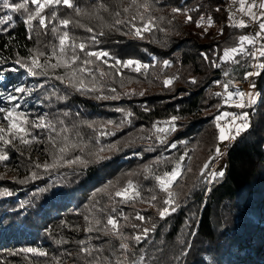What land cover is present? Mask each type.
I'll return each instance as SVG.
<instances>
[{"label": "trees", "instance_id": "trees-1", "mask_svg": "<svg viewBox=\"0 0 264 264\" xmlns=\"http://www.w3.org/2000/svg\"><path fill=\"white\" fill-rule=\"evenodd\" d=\"M19 2L22 0H10V3ZM73 2L89 15L77 17L72 9L64 6H58L57 13L61 18L71 17L78 22L69 25L67 30L71 36L78 38V43L90 44L88 50H106L112 57L121 60L133 58L150 65L154 63L152 57H156L159 61L169 60L171 67L163 71L159 65L150 67L146 75L124 69L121 76L110 78L117 81L110 85L116 87L117 92L107 94L117 95L118 99L97 100L92 94L81 95L68 87L67 82L55 79L56 75L64 74L63 67L48 69V75L29 76L13 63L17 53L27 57L29 48H40L51 55V46L58 45V39L51 33V25L46 31L40 30V35L28 39L23 10L12 12L11 9H0V17H13L3 26L9 31L0 32V59L6 60L2 68L18 69L16 72H3L6 86L20 85L33 89L31 94H21L22 98L18 101L22 105L20 110L27 113L30 120L46 115L47 120L57 124V128L66 126L72 129L68 135L73 140V132L78 131L93 151L100 147L105 149L99 153L102 159L89 163L87 167H62L51 175L43 174V179L19 184L16 181L29 176L31 171H41L35 169L34 162H51L50 133L32 129L29 125L28 130L39 137V143L24 145L19 139L9 145L0 142V149L9 157L0 162V190L14 193L10 197L0 196V264H55L56 259L60 264H85L79 256L77 241L80 240L99 248L101 251L96 254L114 260L111 250L120 241L101 232H87L89 221L85 217H95L106 224L107 216L112 215L123 226L124 234L132 236L138 231L132 225L140 224L135 219L137 214L147 218L141 227L150 226L152 221L156 224V231L150 234L148 240L133 245L137 256H145V264H264V69L260 70L261 75L245 80L244 71L253 69L235 66L236 81H245L248 86L255 84L258 100L244 109L235 106L222 109L248 112L250 126L236 139L225 143L220 154L216 155L215 149L220 147V141L213 118L221 100L212 93L221 92L223 88L213 84V81L226 79L221 70L213 69L200 55L205 52L210 59L215 57L218 60L224 48L235 46L239 36L249 33L250 26H229L228 6L231 0H154L157 10L152 14L172 20V24L162 25L169 30L167 34L156 31L153 37L146 33V38L141 40L108 28L106 25L112 22V17L98 10L103 4L114 12L127 6L128 0H123L119 7L118 0ZM29 7L33 6L29 4ZM172 7H198L199 11L191 12L193 22L186 24L183 13L172 14ZM217 8L220 11H216ZM200 15L212 16L215 23L211 27L205 24L197 28L195 20ZM34 23L38 24V21ZM79 24L93 27L97 32L102 30L105 35L98 36L97 43L91 44L88 39L91 34ZM102 24L105 27L101 28ZM221 29L223 35L220 34ZM77 52L84 57L79 49ZM38 59L43 64L46 57ZM249 59L244 58V61ZM55 62L54 58L49 61ZM259 62H264V58ZM233 67L231 64L221 65L222 69ZM101 68L109 71L107 65L102 64ZM168 77L177 78L165 88L163 79ZM121 78L123 87L119 83ZM193 78L197 84L189 83ZM59 96H67V99L59 100ZM117 108L133 113L119 130L115 125L124 119V113L117 112ZM65 112L69 115L64 116ZM172 116L179 117L175 122L177 131L167 136L165 145H160L154 136L146 138L149 135L147 131H139L151 129L154 122L167 121ZM60 120L64 121L63 125H60ZM108 120L114 123L105 127L103 122ZM91 121L97 122L96 131L85 123ZM109 130L115 134L100 136L99 144H96L98 133ZM173 142L177 143V149L168 151V144ZM110 145L115 148L109 150ZM150 145L154 150L146 151ZM185 153L183 176L172 189L180 207L161 220L158 212L164 207L162 201L166 194L159 191L153 179L146 180L140 170L143 165L151 164L161 156L174 162ZM70 154L82 155L78 148L71 150ZM209 158H212V163L205 171L223 172V176L210 180L208 175H201ZM169 160L154 165V170L161 173L170 170L173 163ZM128 173L138 174L128 176ZM129 179L140 186L141 196L145 199L117 203V212H111L107 194L97 190L110 185V182L118 189ZM39 188H45V191L38 193ZM149 189L158 197L152 205L147 202L152 194ZM107 191L114 189L110 186ZM94 193L95 200L100 202L96 208L92 207ZM116 199L119 201L120 198ZM101 207L105 209L103 212L98 210ZM124 216L128 219L125 220ZM29 247L47 255L36 256L21 251Z\"/></svg>", "mask_w": 264, "mask_h": 264}, {"label": "snow or ice", "instance_id": "snow-or-ice-1", "mask_svg": "<svg viewBox=\"0 0 264 264\" xmlns=\"http://www.w3.org/2000/svg\"><path fill=\"white\" fill-rule=\"evenodd\" d=\"M123 3V0H118L117 7ZM31 4L33 7H29ZM238 5L233 11L228 13V21L230 27L247 28L248 24L245 23L243 19H237V13L242 14L247 17L250 21L258 23L259 31L255 33V36L241 35L235 46L226 47L223 49L222 55L219 56L218 60L214 58H209L208 54L201 52L203 59L210 64L213 69H219L222 72L223 77L226 80H215L213 84L223 88V92L212 93L215 97L220 98L221 103H219L217 108V114L214 116L215 128L218 130L217 139L223 142L228 139H236L242 132L247 130L250 126L249 113L248 112H229L222 110L226 107H233L244 109L251 107L256 103V97L252 91L247 93L240 91L234 87L236 79L234 72L236 71L235 66L239 65L240 68H252L253 70H245L243 78L245 80L253 76L261 75V69H264V62H259L261 58H264V44L259 43L260 40H264V0H231V5ZM58 6H64L68 9H72L77 17L88 16L89 13L85 12L83 9L77 7L73 0H22L19 3H10V0H0V9L7 10L11 9L12 12H17L23 10L26 14L24 19V24L26 30L28 31V39H32L33 35H40V30H48L49 25H51V33L58 39V45H52L50 52L51 55L40 48H29V55L27 57H21L17 53L16 59L13 61L15 65L19 68L24 69L29 76L37 75H48V69L55 70L56 68L63 67L65 72L63 75H56L55 79L59 80L61 83L67 82V86L78 92L81 95H94L97 100H108V99H118L117 95H108L107 93L115 94L117 92L116 87L110 86L113 83H117L114 79H110L114 76H121L124 69H128L136 72L138 75H146L150 67L154 68L156 66H161V71L164 68L171 67V62L169 60L159 61L156 57H152L154 61L153 64L144 63L140 60L128 58L121 60L119 58L112 57V55L106 50H88L90 44L86 42H77L78 38L70 35L69 25L78 24L71 17L61 18L58 16L57 9ZM255 9V10H254ZM46 10H49L46 12ZM103 12L109 13L112 17V22L106 25L108 28H114L116 31H120L122 35H128L137 39H145V34H152L153 37L156 31L167 34L169 31L162 25L164 23L172 24V20H166L164 16H154L152 13L156 11V3L154 0H128L127 6L120 8V10L111 12L109 9L101 4L99 9ZM193 11H199V8L193 9H181L179 7H172V14H181L185 16V23H192L193 16L190 14ZM216 11H220L219 8ZM95 15V13H93ZM13 20L12 15H4L0 17V32H8L9 28L3 27L5 24ZM34 21H38L35 24ZM215 23L212 16L205 17L200 15L198 19L195 20L197 28L204 26L211 27ZM11 26V25H10ZM80 27H85L86 31L91 34L88 38L91 44L97 43V37L103 36L105 33L101 30L97 32L93 27H86L85 25L79 24ZM105 25H101V28ZM223 35V29L220 32ZM10 39H12L10 37ZM247 45H258L254 50H248ZM79 49L80 53H84L82 58L77 52ZM39 57H46L43 64L39 62ZM241 57V59H237ZM55 59V63H49L51 59ZM94 58V59H93ZM244 58H250L244 61ZM111 61V62H110ZM244 61V62H242ZM256 62V63H252ZM6 63V60L0 59V64ZM107 65L109 71H105L101 68V65ZM222 64H231L233 68L222 69ZM40 69L39 72L36 70ZM18 69L15 67L2 69L0 68V76L3 75L4 71L16 72ZM177 77H168L163 79V86L168 88L173 84V81ZM121 87L124 86L123 78L119 81ZM191 84H197L196 79H191L189 81ZM250 88L254 89L255 84L250 85ZM33 89L26 88L20 85H12L10 88L0 89V101L6 102L8 106H0V113L3 114L0 120L7 121V128L0 126V142L4 145L12 144L13 141L19 139L21 144L31 145L33 143H39L40 139L38 136L33 135L29 130L30 125L32 129L45 130L50 133L48 142L52 145V149L49 151V156L51 162H44L43 164L34 162V167L41 171H31L29 176H26L22 180L16 181L19 184H26L30 181H35L38 179H43V174L51 175L54 171H58L62 167L74 168L87 167L89 163L98 162L102 157L99 153L103 152L105 149L100 147L93 151L89 147V144L85 142L84 138L80 136L78 131L73 132L75 140L68 133L72 132L66 126L57 128V124L53 121H49L46 115L40 116L37 120H30L28 114L20 110L22 105L18 102L22 97L21 94H31ZM99 93V94H97ZM134 93H125V95H132ZM143 95V93H140ZM59 100L67 99V96L57 97ZM117 112L124 113V119L115 125L117 130L121 129L125 123L128 122V118L133 116L132 112H126L124 109L117 108ZM67 112L64 116H68ZM179 119L178 116H172L167 121H157L152 124L151 129H140V132H148V137L152 136L158 141L160 145L167 144V136L170 133L177 131L176 121ZM60 125L64 124L63 120L59 121ZM89 128L96 131L97 122H85ZM104 126L113 125V121L108 120L103 122ZM235 135H232V133ZM54 133L55 135H51ZM9 134L10 137L9 138ZM114 131L99 132L95 138V143L99 144V137L105 135H114ZM30 137V138H29ZM91 139V138H89ZM180 143H185L181 141ZM178 145L176 142L168 144L167 150L171 151L177 149ZM78 148L82 155L72 156L70 154L71 150ZM114 145L109 146V150H113ZM154 148L150 145L146 151H153ZM216 155L220 154V149H215ZM88 157H93L94 159H88ZM187 157V154L179 156L175 161L169 160L167 157H159L151 162V164H145L141 168V173L144 174V178L147 180L149 178L155 181L156 187L159 191L165 193V198H163L162 209L159 210L158 215L161 220L170 216L172 213L176 212L180 204L176 201V193L172 190L173 186L177 183L180 177L183 176V163ZM8 155L0 149V162L8 160ZM165 160H169L173 163L170 170L164 172L155 171L153 166L160 165ZM212 163V158L203 165L201 170V175H208L210 180L215 179L217 176H223V172H206ZM138 173H128V176L137 175ZM112 187L114 191L108 192V188ZM45 191V188L37 189L38 193ZM142 189L140 186L133 184L132 180L129 179L126 185L116 188L115 185H106L104 188L98 189V193H105L108 196V200L111 205V212L116 213L117 208L115 205L117 203L126 204L136 199H145L141 196ZM152 192L151 189H149ZM14 193L7 189L0 190V196H12ZM35 195V193H34ZM96 193L93 194L94 203L93 208L99 205V201L95 200ZM116 198H120L117 201ZM158 200L155 192L147 198V202L152 205L153 202ZM103 212L105 209L101 207L98 209ZM123 216V213H119ZM89 221V227L86 229L87 232H101L104 235L114 236L119 240L118 246L112 248V256L114 260H109L103 258L100 253L99 248L91 246L88 241L80 240L77 243L80 245L79 256L85 261V264H145L144 255H136L133 245H139L143 241L149 239L151 233L156 231V224L154 221L150 223V226L141 227L147 218L143 215L137 214L135 219L140 221V224H133L132 227L138 231L132 236L124 234L122 231L123 226L119 225L118 219L112 215H108L106 218V224H103L101 220L93 217L89 219L88 216L85 217ZM127 220L128 217L124 216ZM129 241L132 243L130 244ZM62 243H67V241H61ZM163 244V241L160 242ZM21 251L25 253H32L36 256H46L47 254L43 251H38L34 248H25ZM55 264H60L59 259L55 260Z\"/></svg>", "mask_w": 264, "mask_h": 264}, {"label": "rangeland", "instance_id": "rangeland-1", "mask_svg": "<svg viewBox=\"0 0 264 264\" xmlns=\"http://www.w3.org/2000/svg\"><path fill=\"white\" fill-rule=\"evenodd\" d=\"M230 5H231V2H230V4H229V6H228L229 11H233L236 7H238V5H232L231 7H230ZM257 31H259L258 23H256V26H255V27H254V26H250V30H249V33H248L247 35H248V36H253V37H254V36H255V33H256ZM257 46H258V45H247L246 47L248 48V50H254V48L257 47ZM254 63H256V62H254ZM0 68H2V64H0ZM2 69H3V68H2ZM225 79H227V78H225ZM237 84H239V83H237ZM6 85H7V83H6V81L4 80V77L1 76V77H0V89L8 88ZM234 87L242 88V90H244V92H246V93H247L248 91H252V92L254 93L255 97H256V102H257L259 93H258V91H255L254 89L250 88V86H248L247 82H245L242 86H237V85L235 84ZM221 92H223V89H222ZM0 106H5V107H6V106H8V105H7L6 102L0 101ZM237 113H240V111H237ZM2 116H3V114L0 113V117H2ZM0 126H2V127L7 126V121H2V120H0ZM233 134H235V133L233 132L232 135H233ZM230 140H231V139H228V140H225V141H223V142H220V147H219V149H220V150L223 149L224 144L230 142Z\"/></svg>", "mask_w": 264, "mask_h": 264}, {"label": "built area", "instance_id": "built-area-1", "mask_svg": "<svg viewBox=\"0 0 264 264\" xmlns=\"http://www.w3.org/2000/svg\"><path fill=\"white\" fill-rule=\"evenodd\" d=\"M255 10V9H254ZM238 20L239 19H243L244 21H245V23H247L249 26H256V23L255 22H252V21H250L247 17H245V16H243L242 14H239V13H237V17H236ZM260 42H262V43H264V40H260ZM237 83H239V84H237ZM245 83V81L244 82H242V81H236V85L237 86H242L243 84ZM234 84V85H235Z\"/></svg>", "mask_w": 264, "mask_h": 264}]
</instances>
